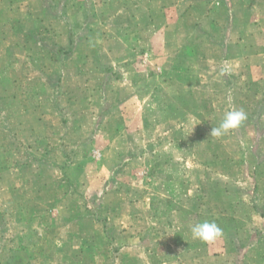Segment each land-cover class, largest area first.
Instances as JSON below:
<instances>
[{
	"label": "crops",
	"instance_id": "1",
	"mask_svg": "<svg viewBox=\"0 0 264 264\" xmlns=\"http://www.w3.org/2000/svg\"><path fill=\"white\" fill-rule=\"evenodd\" d=\"M0 45V97L18 98L0 132L23 151L0 231L26 264H94L92 234L98 264H264V0H0ZM126 60L145 71L131 85L105 71ZM233 108L247 120L210 136ZM125 208L147 238L120 229ZM203 213L221 238H192Z\"/></svg>",
	"mask_w": 264,
	"mask_h": 264
},
{
	"label": "rangeland",
	"instance_id": "2",
	"mask_svg": "<svg viewBox=\"0 0 264 264\" xmlns=\"http://www.w3.org/2000/svg\"><path fill=\"white\" fill-rule=\"evenodd\" d=\"M200 15V12L199 11H192L191 12V15L190 17H194V16H199ZM2 45H0V50L2 49ZM42 58V62H45L44 60L46 59L45 56H41ZM40 60V58H39ZM41 61V60H40ZM112 66L114 67L115 69V72L117 75H119V78H120V83L121 85H125V84H130L133 82V81H136L138 80V75H141L143 73H145V71L142 69L140 70L141 68H139L138 72L135 71V69L133 68V64L132 62H130V60L128 61H124V62H120V63H112ZM30 82L33 83V84H39L40 82H43L45 80L44 76H42V74L40 73H36L34 72L30 78H29ZM119 83V82H118ZM62 85V84H61ZM62 89V86H60V88L58 89V92L60 93ZM10 100H14L13 102H18V98H11ZM5 99L4 98H1L0 97V126L2 125V115H1V110L3 109H6L7 107H9L8 103L9 102H4ZM99 104V101H98V98H91V101H90V105H93L95 107L94 110H97V106ZM45 105V104H43ZM41 104V106H43ZM13 122L12 120H10V123ZM35 130L38 132V133H42L44 132V129H43V125L42 124H39V125H36L35 126ZM23 152V151H22ZM20 150L18 149H15L13 152H12V157L13 158H17L21 153H22ZM239 159H241V155H237ZM190 167V166H189ZM129 171H126L124 173V177L126 178V180H129L130 176H131V173H129ZM69 174L71 175H74L75 173L73 171H70L69 170ZM95 184L94 183H90L89 186H87V190H92V188H94ZM188 187V184L185 185V188ZM173 189L175 190H179L180 191V194L184 192V190L181 189V187H179V185L177 186L176 184L172 187ZM184 188V186H183ZM140 207H138L136 210H141V208L139 209ZM144 210V209H143ZM103 211V210H102ZM129 208H125L123 210V213L125 214V216H123L124 218V221L125 223L121 224V230L123 231H128V232H133L137 237L139 236L140 239H145L147 238V235H146V231H145V227L147 226V223H148V220L146 218V216H144V214L142 215H138V216H135V217H130L128 214H129ZM127 213V214H126ZM204 214V213H203ZM203 218H205L206 221H209V222H212L215 217H213L212 215H209L207 213L204 214ZM214 218V219H213ZM204 220V221H205ZM217 220V219H216ZM145 247H138L137 249L134 248L133 250L131 248H126L124 249V252L128 253V254H131L133 255V253L135 255H137L139 258H143L145 257ZM181 264H184V263H181Z\"/></svg>",
	"mask_w": 264,
	"mask_h": 264
},
{
	"label": "trees",
	"instance_id": "3",
	"mask_svg": "<svg viewBox=\"0 0 264 264\" xmlns=\"http://www.w3.org/2000/svg\"><path fill=\"white\" fill-rule=\"evenodd\" d=\"M133 44L135 41H132ZM72 49L68 50L69 53ZM128 61V60H126ZM117 64L120 62H116ZM106 74L110 77L119 78V75L116 74L114 67L112 64L108 65L106 67ZM4 102H9V107H14L17 102H13L14 100H7V98H4ZM13 99V98H12ZM18 147L17 141L14 138H11L9 136L3 135L0 132V174H2L4 171H7L9 168H11L12 163H17L16 159L12 157V152L14 149ZM21 203L16 202V204H11V208H15L14 210H18V206ZM23 206V205H22ZM3 213L0 210V224L3 219ZM18 217L17 220L23 219V215L21 213L16 214ZM82 219L86 218L85 215L80 216ZM92 221V220H91ZM91 223V222H90ZM4 235H2V231H0V264H26L25 255H20L21 251L27 254L26 250H22V247L16 246L10 248L7 244H4L2 241ZM79 239V238H78ZM79 243V240H78ZM79 250L87 257L90 258L92 261H94V264H98L97 257L99 256V259L106 258L108 250L107 246L104 241L99 239L96 234H92L90 236L89 241L84 239V241H81L79 244ZM9 254V255H8Z\"/></svg>",
	"mask_w": 264,
	"mask_h": 264
},
{
	"label": "clouds",
	"instance_id": "4",
	"mask_svg": "<svg viewBox=\"0 0 264 264\" xmlns=\"http://www.w3.org/2000/svg\"><path fill=\"white\" fill-rule=\"evenodd\" d=\"M247 113L243 109L233 108L225 112L223 119L217 127H213L210 133L212 137H222L238 129L247 120ZM193 239L211 242L223 236L222 229L214 221H204L191 226Z\"/></svg>",
	"mask_w": 264,
	"mask_h": 264
}]
</instances>
